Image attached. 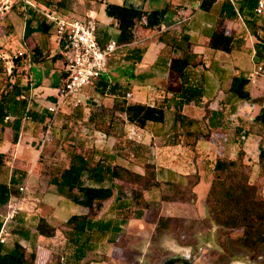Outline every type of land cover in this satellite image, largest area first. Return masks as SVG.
<instances>
[{
  "label": "crops",
  "instance_id": "obj_1",
  "mask_svg": "<svg viewBox=\"0 0 264 264\" xmlns=\"http://www.w3.org/2000/svg\"><path fill=\"white\" fill-rule=\"evenodd\" d=\"M25 1L26 3L31 1L33 5L27 3L26 6L25 3L22 7L23 11H15L11 1L0 0V57L6 61L11 56L7 49L14 45V41L17 38L20 47L28 54L30 61L29 65L25 67L26 75L21 78L23 84H29V89L22 92L25 98L19 97L21 94L17 98L26 101V112L33 111L36 115L35 118L32 114H29V117H25V111L18 114H9L7 115L9 116L8 118H4L5 126L3 129L0 128V153L5 154L4 159L6 161V164L0 165V180L8 181L14 168L27 169L26 177L19 185V189L20 186H23L24 190L26 188L28 195L13 196L9 201L10 203L16 199L15 202L18 203L19 207L16 215L7 223L10 236L12 235L11 227L16 223L18 215L23 220H26V226L33 230V223L39 217H45L53 225L61 227L72 214H81L89 211L87 207L80 205L82 206L80 212L66 213L64 208L71 200L64 194L59 193L56 187L48 182V174L46 172V170H49L47 164L53 163L55 160H66V165L69 162V153L65 152L63 148L65 144L63 140L71 134L73 117H68L67 119V116L58 115L60 112L53 117L48 110L49 105L57 102L59 90L65 82L66 56L62 53L60 45L51 34V28L49 34L35 30L30 36H24L27 18L32 19V25L36 27L40 24L41 19L49 21L45 15L47 11L58 15L62 13L41 3V0ZM107 2L110 1L102 0L103 10ZM202 2L203 0H154L153 2L142 0L140 6L125 4L148 11L153 9L165 11L161 22L156 25L153 32L154 39L149 45L146 44L147 48H144L141 53L140 60H133L134 63L130 67H121L115 73L117 78L107 75L97 79L80 94L82 102H88L93 104L90 106L91 108L95 106L102 110L103 98L100 99L95 96V94L99 95V93L101 95L107 94L100 92L99 86L101 82L104 79L109 81V83H115L119 80L120 84L125 82V87L127 85L133 86L134 93L130 91L127 93L130 97L133 96V93L134 99L145 102L144 98L151 96L152 101L149 104L164 103L166 107V122L161 131L138 127L130 123L128 125L130 124L131 128H134L133 134L139 138V140L137 139L138 141L150 144L148 149L151 154H155L156 161L154 159H148V161L156 162L158 173L159 171L166 173L167 180H174L173 177L177 173L186 174V172L180 169L179 165L170 169L171 167L165 164L166 162L164 161H171L172 158L178 157L177 153L179 151L192 147L190 144L186 147L182 143L183 141L176 143L175 137L172 135L174 133L172 123L177 109H180L185 115L201 120L204 118L206 113L205 105H207L219 115L217 125L211 128V132L206 135L200 133L194 142V147L198 149V152H201L207 146H209L208 149L212 146L210 142H212L211 139L216 134V128L223 127V117H229L238 122V115L242 114V109L247 107L248 104L252 105L251 108L254 111L264 107V85L258 83V79L260 77L264 78V76L254 74L255 65L264 58V56L258 58L256 53L258 43L264 44V10L261 14L256 13L255 7L258 0H214L207 9L202 7ZM90 11L93 12L94 10ZM87 14L92 15L90 13ZM111 21V17L107 15L103 17L99 26L100 32L109 36L108 38H116L119 30L110 26ZM144 23L142 22L141 27L137 24L135 30L137 38L145 30ZM219 26L225 29L226 33L233 36L232 48L229 51L213 48L209 45L211 35ZM137 38L131 43L118 45V47L124 48L125 57L122 60L131 59L132 56H135V52L132 50L141 48L139 46L129 47L139 41ZM28 41L34 43V48L38 44L40 51L37 54L34 53L35 50L29 49ZM173 57L185 58L188 61L182 73L171 70L170 62ZM6 62H9V60ZM55 68L59 69L60 73L58 74H60L61 80L59 81V86L52 87L50 84V70ZM9 69L11 70V68ZM48 69L49 73L47 72ZM39 72L42 74L39 75ZM36 74L39 76L37 80L34 78ZM239 74L246 77L249 74H253L252 79H249L248 89L251 99H254V101H250L251 99L236 100L228 97L227 90L231 86L232 79ZM113 79L117 81L114 82ZM148 81H151V83H148ZM187 87L201 90L202 95L199 98V103H196L195 100L190 102L184 100L182 89ZM138 89L140 92H138ZM148 89L153 90V92L144 96L143 93ZM111 96L114 99L116 98L115 94H111ZM109 98L107 97L106 102L110 100ZM124 98L127 99L128 97L125 95ZM64 109L67 110L69 108L64 107ZM85 110H88V108H85ZM89 113L90 115L87 119L89 127L86 134L87 143L94 144L96 148L102 150L107 161L111 160L134 170L142 171V165L137 153L132 152L129 157L130 160L124 156L123 147L120 145L116 149L114 143H111L110 147L105 144V142L109 144V139L112 137V134H110L112 128L110 126L98 124L99 121L105 120V116H101V113L96 111ZM120 114H124L122 116L127 121L126 114L122 111H120ZM51 118H53L52 124L48 127L47 123ZM76 119L79 121V117ZM166 126L167 128L165 129ZM164 133L166 134V139H164ZM117 134L120 139L124 136L120 132ZM130 136L132 137L133 135ZM113 139L112 137V142H114ZM115 139H118V137ZM208 141L209 144L207 143ZM102 142H104L103 145H101ZM248 144V141L244 144L247 152ZM124 150L126 151L125 148ZM40 155L43 156V165L41 166L42 171L38 172ZM252 159L256 161L254 158ZM175 161L177 162V160ZM161 166H164V168ZM121 197L122 195L115 190L113 196L108 199L111 202L108 209L99 210L95 214V218L113 219V227L103 238L106 239L107 245L114 243L115 240L112 236L117 233L125 238L129 236L130 240L122 246V249L125 248L132 254L123 255L122 257L125 261L124 264H131L133 261L136 262L142 260V258L146 259L144 255L146 248L143 241H149L148 239L152 237L154 222L147 218L145 211H135L134 214L124 217L123 210L117 208V201ZM163 201L164 203L169 202ZM149 202L151 203V200ZM162 215L172 216L166 213H162ZM147 224L151 226H147ZM148 228L151 229L149 230ZM114 229H119V232ZM59 233L62 234L64 244L61 245V251L59 252L65 258V262L60 260L62 264L100 263L98 262L99 260L93 257L92 253L103 246L100 243L103 239L98 242L93 241L90 244L92 250H87L81 258H77L76 245L67 242L61 229L57 230L56 236ZM52 240V238L44 236L36 237L34 242L36 249L35 264H56V261L53 262L50 259L53 249L51 246ZM22 241H25V239ZM28 246L31 248L32 245L28 244ZM112 247L110 245V249Z\"/></svg>",
  "mask_w": 264,
  "mask_h": 264
},
{
  "label": "trees",
  "instance_id": "obj_2",
  "mask_svg": "<svg viewBox=\"0 0 264 264\" xmlns=\"http://www.w3.org/2000/svg\"><path fill=\"white\" fill-rule=\"evenodd\" d=\"M65 1L59 0L58 4L52 5L55 6V10L63 15H67L63 9ZM212 1L214 0H203L202 7L209 8ZM44 3L46 6L51 5L49 0L44 1ZM104 12L112 18L111 23H114L119 30L116 37L118 44L131 43L136 39L135 30L138 22H145V28L154 29L161 22L165 13L164 10L153 9L148 11L116 2H107ZM50 28H52L51 21L41 19L40 24L34 27L32 19L27 18L24 36H30L35 30L49 34ZM108 37L100 32L102 44L109 39ZM232 40L233 36L226 33L225 29L219 26L211 35L209 45L213 48L229 51L232 48ZM32 50H35V54L40 51L38 46ZM143 50L142 48L133 49L135 56H132L131 59L140 60ZM256 53L258 58L264 56L263 43H258ZM4 61L0 57L1 129L5 126V116L25 111L26 101L17 97L22 94L23 90L29 89V84L21 82V78L26 75L25 67L30 62L28 54L15 55L10 71H8ZM187 64L188 61L185 58L173 57L171 58L170 68L173 71L182 73ZM248 83L249 79L246 76L242 74L234 76L231 86L227 90L228 97L236 100H250ZM123 87L124 85L122 86L120 83H109L104 79L99 86V90L102 93L111 91L110 93L116 95L111 108L114 111L124 112L128 123L131 125L161 131L166 122L165 104H149L138 100L128 101L124 98L125 94L121 96L117 93ZM124 91L129 92L127 89H124ZM182 93L186 102L195 100L196 103H199V98L202 95L200 89H194L193 87L183 88ZM205 109L206 113L201 120L183 114L180 109L175 111L172 123L174 129L172 135L175 140L177 133H182L185 137L194 138L192 141V146H194V142L200 133L209 134L211 132V128L217 125L219 115L207 105H205ZM260 109L261 111L254 118L256 121L264 123V107ZM27 113L32 114L34 118L36 117L33 111H27ZM201 124L206 128V131L202 129ZM180 128L182 130L179 131ZM241 129L237 127L238 131H241ZM262 138L264 141V135ZM234 140L235 143L239 144L235 155L217 154L214 158L213 176L210 180L206 199L216 223L230 228H240L243 233V243L250 248H254L264 242V198L258 197V186L255 182H252L251 173L253 166H258L260 173H264V144L259 145L257 161H254L244 148L245 141H242L239 136ZM85 143H87V138ZM119 143L120 138L115 139L114 147L116 149L119 148ZM73 149L69 153L67 165L66 163L61 165L62 162L58 160L47 164L49 166V170H46L48 182L53 184L59 193L64 194L75 204L87 207L89 211L72 214L61 227L53 225L45 217H39L33 223V230L27 227L25 224L27 221L18 215L16 223L11 227L12 235L6 243L0 244V264H35L36 249L34 242L36 237L54 238L58 229H61L67 242L76 245V252H78L76 257L81 258L87 250H92L90 244L93 241L102 240L113 227V219L95 218V214L101 209L103 202L113 196L115 190L122 195L117 201L119 206L117 208L120 210L125 211L133 207H150V202L144 194V188L147 187V183L158 178L155 163L147 161L142 166V171H139L121 163L107 161L104 152L96 148L94 144L92 148H89L88 153L82 152L78 147ZM4 158L5 154L0 153V165L6 164ZM38 162L40 166L36 170L40 172L43 165L42 155L39 156ZM26 174L27 169L14 168L8 181L0 180V228L10 199L17 196L15 188L23 182ZM197 174L194 180L196 181L195 185L201 181L199 173ZM122 182L134 183L139 187H132L128 197L122 191ZM162 199L177 201L167 197ZM143 203L144 205H142ZM22 238L25 241H22L24 240ZM28 244L32 245L31 248ZM175 259L169 258L165 261V264H172ZM56 264L62 263L57 259ZM186 264L192 263L187 261Z\"/></svg>",
  "mask_w": 264,
  "mask_h": 264
},
{
  "label": "rangeland",
  "instance_id": "obj_3",
  "mask_svg": "<svg viewBox=\"0 0 264 264\" xmlns=\"http://www.w3.org/2000/svg\"><path fill=\"white\" fill-rule=\"evenodd\" d=\"M9 1L13 4L15 11H23L22 7L26 3L25 0ZM44 1L48 0H42L41 3L45 4ZM49 1H51V5L48 6L52 8H55V6L52 5L58 4L59 2V0ZM105 1L140 6L142 0ZM153 1L154 0H148V2ZM101 2L102 0H66L63 9L69 16L82 19L94 17L98 22V26H100L102 23L101 19L106 17ZM90 10L94 11L91 12ZM138 25L141 27L142 22H138ZM110 26L115 28L114 23H110ZM154 31L155 28H145V30L140 33L138 38L136 37L139 41L129 47L133 48L135 46H139L146 49L147 45H149V43L154 39ZM17 40L18 39L16 38L14 45L7 49L11 55L7 59L9 62H6L7 60L4 61L8 71H10L9 68L12 66L13 57L17 55L18 51L24 50L20 47V43ZM36 43L38 42L36 41ZM33 44V42L28 41L29 49L34 48ZM124 57V48L122 47H118L110 56L108 63V70L110 69V71H108V75L110 77L117 78V74L115 73H117L121 67H130L134 63L132 59H127L126 61L122 60ZM47 72L49 73V69ZM50 73L51 86H59L58 84L61 80L60 74H58L60 73L59 69H52L50 70ZM41 74L42 73L39 72V75ZM37 77L39 76L36 74L34 78L37 80ZM260 78L258 79V83L260 85H264V78ZM113 81L115 82L117 80L113 79ZM118 81L115 83L118 84ZM148 83H151V81H148ZM121 85H125V82H122ZM124 87L123 89L117 91V93L121 96L125 94L128 97L126 99L128 101L136 100L134 99L133 86L127 85V87ZM124 89L133 92V96L130 97ZM149 89L145 90L143 93L144 96H147L145 95L147 93L153 92V90ZM110 92L111 91L103 95L100 93L99 95L95 94L96 97L98 96L100 99L103 98L102 110H99L98 107L95 106L91 108L90 106L93 104H89L84 101L75 109H64L63 111H60L58 115L67 116V119L68 117H73V123L71 124L72 127L70 126L71 134L63 140V142H65L63 145L65 152L70 153L74 147H78L82 152L88 153L90 150L89 148H92L91 143L84 144V142L86 141V134L88 133L89 128L87 124V119L90 115L89 112L92 113L93 111H96L97 113H101V116H105V120L99 121L98 124H104V126H110V128H112L110 134H112L114 141L116 137L119 139V135L117 134L118 132L124 135L123 138L120 139L119 145L123 147V152L125 153L124 156H126L127 159H130L129 157L131 156V153L134 152L135 154H138L139 161L142 166H144L148 159H154V161H156L155 154H151L148 149L150 144L148 142L138 141L139 138L133 134L134 128L132 129V126L130 124L128 125V122L123 118L124 116L122 115L124 114L121 115L120 111L115 112L111 108L113 106L114 98L111 96L112 93ZM138 92H140L139 89ZM121 96L120 98L124 99ZM107 97H110L108 102H106ZM150 97L151 96L145 97L144 101L146 103L151 102L152 98ZM250 101H254V99H251ZM248 105L242 109V114L238 115V122H235V119H231L229 117L222 118L224 122L223 127L216 128V134L212 137V142H210L212 143L210 149H208L209 146H207L205 150L198 152V149L194 146L188 148L187 146L189 144L192 145L194 138L184 137L182 133H177L176 143L183 141L182 143L187 148L186 150H178L179 152L177 153V158L174 157L171 161L165 160L164 162L171 167L170 169H173L172 167L174 166L178 167L179 165L180 169L186 172V174L176 172L177 175L173 177L174 180L167 181L166 173L159 171L158 178L155 181L147 183V187L144 188L145 197L148 200H151L150 207H133L123 211V214H125L123 216L125 217L134 214L135 211H145L147 213V218L154 222L152 237L148 239L149 241H143L144 247L146 248L144 250V255L147 260L142 258V260H138L136 262L133 261L131 264H165V261L169 258H176L172 264H186L187 261H190L192 264H264V242L254 248H250L245 245L242 241L243 233L240 228H230L216 223L214 215L210 211L206 199L210 180L213 176L212 167L214 158L217 154H224L226 156L235 155L237 149L239 148V144L235 143L234 138L237 139L239 136L242 141H248V153L250 157L257 161L259 145L264 144L262 138L264 135V123L256 121L254 118L255 115L261 111V109L259 108L254 111V109L251 108L252 105ZM85 108H88V110H85ZM78 117L79 121L76 119ZM201 127H203L202 129H205L206 131V128H204L202 124ZM237 127L242 128L241 131H238ZM166 128L167 126L165 129ZM129 135L133 136L129 137ZM112 137L109 139V144L105 142V144L109 147L112 145L111 143H114L112 142ZM164 139H166L165 133ZM207 143L209 144V141ZM103 144L104 142H102L101 145ZM217 150H220V152ZM175 160H177V162ZM60 161L62 162L61 165H64L67 162L63 159ZM161 167L164 168V166ZM252 170L251 180L258 186V197L264 198V173H260L258 166H253ZM197 173H199L201 181L195 185L196 181L194 180L196 179V175H198ZM121 185L124 195L128 197L130 196V190L132 187H139V185L130 182H122ZM15 192L17 196L28 195L26 188L24 192L21 193L22 191L19 187H17L15 188ZM163 197L176 199L177 201L164 203V199H162ZM15 200H12V202L15 203ZM110 203L111 202H109V200L105 201L100 211L102 209H108ZM142 205H144V203ZM64 210L66 213L80 212L82 210V206L76 205L70 201ZM162 213L172 216H163ZM167 217L171 218L167 219ZM147 226L151 225L147 224ZM148 229L150 230L151 228ZM114 230L119 232V229ZM61 235L62 234L59 233L57 236L52 238L53 242H51V246L54 250L52 249L51 251L50 259L53 260V262L57 259L61 260L62 257L59 253L61 251V245H64L63 237ZM113 237L115 240L113 244L107 245L106 239H103V241L100 242L103 246L92 253L93 257L99 260V264H124L125 261L122 256L132 254V252L126 250L125 248L122 249V246L130 240L129 236H126L125 238L122 237L121 234L117 233L115 236H112V238ZM110 245L113 246L111 249Z\"/></svg>",
  "mask_w": 264,
  "mask_h": 264
},
{
  "label": "built area",
  "instance_id": "obj_4",
  "mask_svg": "<svg viewBox=\"0 0 264 264\" xmlns=\"http://www.w3.org/2000/svg\"><path fill=\"white\" fill-rule=\"evenodd\" d=\"M27 3L33 5L31 1ZM263 10L264 0H258L255 11L261 14ZM45 15L52 22L51 34L67 59L66 78L59 90V98L56 103L48 106L49 112L54 117L64 107L75 109L80 106L81 92L97 79L108 75L109 58L119 44L115 37L109 38L104 44L101 43L98 22L94 17L82 19L63 14L58 15L51 11H47ZM24 53V51H18L17 55ZM254 74L264 76V58L255 65ZM252 77L253 74L247 75L248 79ZM19 97L25 98L24 93ZM24 116L29 117V113L26 112ZM52 119L48 120V127L51 126ZM20 190H24V187L20 186ZM8 208L0 228V244L8 241L10 232L7 223L19 210L17 202H10ZM61 260L65 262L63 256Z\"/></svg>",
  "mask_w": 264,
  "mask_h": 264
},
{
  "label": "water",
  "instance_id": "obj_5",
  "mask_svg": "<svg viewBox=\"0 0 264 264\" xmlns=\"http://www.w3.org/2000/svg\"><path fill=\"white\" fill-rule=\"evenodd\" d=\"M183 256H187V255H183Z\"/></svg>",
  "mask_w": 264,
  "mask_h": 264
}]
</instances>
